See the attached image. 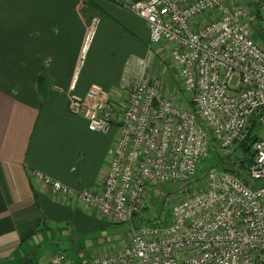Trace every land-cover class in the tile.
<instances>
[{
  "label": "built area",
  "instance_id": "built-area-1",
  "mask_svg": "<svg viewBox=\"0 0 264 264\" xmlns=\"http://www.w3.org/2000/svg\"><path fill=\"white\" fill-rule=\"evenodd\" d=\"M127 7L147 23L151 46L168 50L193 107L167 97L141 59L120 112L98 85L69 99V112L91 131L120 128L100 192L42 179L71 201L131 224L128 244L92 264H264V43L251 10L240 0H131ZM259 13L264 30V0ZM255 121L244 168L236 154ZM213 142L234 170L211 167L199 178ZM191 187L200 189L176 195ZM155 189L164 207L172 202L170 216L151 201ZM45 264L72 263L60 251Z\"/></svg>",
  "mask_w": 264,
  "mask_h": 264
},
{
  "label": "crops",
  "instance_id": "crops-1",
  "mask_svg": "<svg viewBox=\"0 0 264 264\" xmlns=\"http://www.w3.org/2000/svg\"><path fill=\"white\" fill-rule=\"evenodd\" d=\"M130 1L0 0V264H45L60 251L92 264L128 244L92 243L91 231L118 222L41 176L103 188L120 128L91 131L68 104L98 85L120 112L140 60L149 67V28Z\"/></svg>",
  "mask_w": 264,
  "mask_h": 264
},
{
  "label": "rangeland",
  "instance_id": "rangeland-1",
  "mask_svg": "<svg viewBox=\"0 0 264 264\" xmlns=\"http://www.w3.org/2000/svg\"><path fill=\"white\" fill-rule=\"evenodd\" d=\"M240 2L251 10L250 20L252 26L254 28L255 26L260 28L259 27L260 21L257 14H255V10H254L255 9L254 7L259 4L260 0H240ZM210 19H211L210 16L206 17V21H209ZM151 49H153L154 51V56L152 57V59H150L151 61L149 60V67H148V72L151 78L157 81V83L163 90V93L167 97L171 99L173 98L177 104L193 107V103L189 100L190 96L186 95L181 89L182 78L179 76L176 66L170 59L168 50L162 46L160 47L157 45L152 46ZM217 151L220 152V154L223 157V160L224 159L227 160L226 154H224L220 150L219 145L216 142L213 143V147L210 151V155H208L206 159L199 164V173H198L199 178L203 177L206 171L209 168L214 167V165L218 162L220 156L219 157L217 156L218 153ZM199 189L200 188L197 187H191L186 192L176 193V195H178L179 197L188 196L193 193H196L197 191H199ZM163 190L167 193L170 192V189L166 187L163 188ZM160 196H161V191L155 189L151 197V201L156 203L158 210L164 211L167 214V216H170L172 209V202H168L167 205L164 207L163 202L160 200ZM178 200H180V198L175 196L173 202ZM130 231H131V224L128 222H123L118 224H112L103 228H96L95 230L90 232L88 238L91 240L92 243H96V244L98 243L101 244L105 242V244L108 243V244L117 245L129 239ZM115 251H117V249ZM113 252L98 253L95 254L94 256H108Z\"/></svg>",
  "mask_w": 264,
  "mask_h": 264
},
{
  "label": "trees",
  "instance_id": "trees-1",
  "mask_svg": "<svg viewBox=\"0 0 264 264\" xmlns=\"http://www.w3.org/2000/svg\"><path fill=\"white\" fill-rule=\"evenodd\" d=\"M255 9V14H257L259 21H260V13H259V4L254 7ZM100 10V9H98ZM260 28L253 27L254 29V35L256 38H259L263 43H264V30L262 29L261 25H259ZM258 129H259V123L257 121L254 122V124L250 128V132L243 142L242 146L240 147V150L236 154L237 159H240L242 167L247 168L249 164L251 163V144L253 140L258 136ZM214 143V142H213ZM211 151V150H210ZM217 156H220V159L218 162L214 165V167H218L221 169H229V170H234L233 166L228 162V160H223L222 155L220 154L219 151H217ZM210 155V153H209ZM227 159V158H226Z\"/></svg>",
  "mask_w": 264,
  "mask_h": 264
}]
</instances>
